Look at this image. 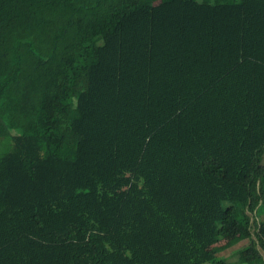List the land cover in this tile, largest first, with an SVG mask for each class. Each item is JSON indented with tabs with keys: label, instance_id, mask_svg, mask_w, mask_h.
<instances>
[{
	"label": "trees",
	"instance_id": "obj_1",
	"mask_svg": "<svg viewBox=\"0 0 264 264\" xmlns=\"http://www.w3.org/2000/svg\"><path fill=\"white\" fill-rule=\"evenodd\" d=\"M263 157L264 0H0V264H228Z\"/></svg>",
	"mask_w": 264,
	"mask_h": 264
},
{
	"label": "rangeland",
	"instance_id": "obj_2",
	"mask_svg": "<svg viewBox=\"0 0 264 264\" xmlns=\"http://www.w3.org/2000/svg\"><path fill=\"white\" fill-rule=\"evenodd\" d=\"M264 167V157L255 168L249 191L255 199L257 191V179ZM242 220L245 222L246 235L241 238L242 230L234 233H226L222 230L217 242L213 245L219 248V255L224 257L228 264H264V211L255 202V208L249 209L247 206L241 207ZM259 255V260L255 257Z\"/></svg>",
	"mask_w": 264,
	"mask_h": 264
}]
</instances>
